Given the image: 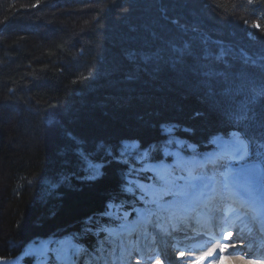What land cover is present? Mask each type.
<instances>
[{
    "label": "trees",
    "instance_id": "obj_1",
    "mask_svg": "<svg viewBox=\"0 0 264 264\" xmlns=\"http://www.w3.org/2000/svg\"><path fill=\"white\" fill-rule=\"evenodd\" d=\"M164 125L201 152L238 131L264 169V2L0 0V259L118 226L108 203L140 202L109 153L135 140L161 159ZM84 156L102 160L97 179Z\"/></svg>",
    "mask_w": 264,
    "mask_h": 264
},
{
    "label": "rangeland",
    "instance_id": "obj_2",
    "mask_svg": "<svg viewBox=\"0 0 264 264\" xmlns=\"http://www.w3.org/2000/svg\"><path fill=\"white\" fill-rule=\"evenodd\" d=\"M163 131L166 138L160 153L162 156L161 160L157 159L153 154V147L143 149L141 148L139 142L135 140L123 141L117 155L109 153V156L113 158L112 160H116L117 162L129 168L128 185L126 190L133 194H139L135 190L138 188L142 192L140 196L138 195L141 205L131 214L123 211L121 206L115 201H110L108 203L106 215L108 217H114L115 219L120 220V225L118 228L105 230L104 228L96 227V225H94L93 227L84 226L76 233L72 231H59L48 238L37 239L30 242L26 245L23 252L18 256L1 258L0 264H82L84 261L83 259H86L85 261L88 262L92 259L91 255L97 253H106V251L109 253L108 258L110 259L109 262L107 259L105 260L104 263L107 264H114L112 262H115V264H171L175 256V254H172L173 249H175L176 246L187 243L193 238L190 239V237H187V234L184 232V228H182L184 230H180L178 229L179 227L175 226L177 229H173L172 221L169 220L170 223L167 222V218L163 213V210L165 207L167 208V206L159 204L157 202L158 199L152 198L142 191L138 184L140 181L139 179L147 176H150L151 179L153 176H156V180L166 186L167 197L170 194V199L176 200L184 199L186 194L189 192L191 193L190 196H192V193L197 191V188L206 192L205 190L209 186V182L206 180H208L207 178L211 177V175L214 173L212 171L215 170L220 174L219 180H224V182H220L221 189L233 190L239 193V195L241 194L247 196V198L250 199L253 208L257 209L258 207L264 211V171L261 166L254 163L242 164L241 161H243L244 157L237 158V161H232L234 159L229 158L233 156L223 155L219 157L218 161L216 160L213 162V159L208 156L209 153H211L210 151L207 153L200 152L194 145L187 142L186 140H183L182 138H179L176 135L175 127L165 126L163 127ZM241 139L242 138L237 133H233L229 137H217L212 140L214 143L212 152H219L218 148L224 146H227L228 148L231 143H236ZM238 145L240 144L238 143ZM233 151L234 154L241 153V150L237 151V148H235ZM203 158L205 159V162ZM224 158L229 160L226 162L219 161L223 160ZM208 160L211 162L208 163ZM189 161L193 163H190ZM206 161L208 164H206ZM236 163L238 164L236 165ZM163 165H168L171 167V173L169 172V175H166L167 177L160 173V167ZM172 165H174V167ZM103 166L104 164L102 160H95L93 158L84 156L82 177L86 180L97 179L103 172ZM181 168L186 170L187 174L182 173ZM222 169L224 170V174L221 172ZM172 173L174 174L173 176H171ZM226 177H228V179H226ZM194 182L195 184L192 185ZM217 184L219 185V183ZM210 193H212V191ZM199 194L201 193L199 192ZM193 195L197 196L196 193ZM183 196L184 198H180ZM195 200L196 199L184 200V202L188 201L190 203L188 205V209L198 205L199 200ZM158 201H160V199ZM170 201L166 204L171 203ZM169 210L170 212L176 211L179 213H184L185 216H188L187 208L183 210L178 208H174L172 211L171 209ZM208 214L211 215V213ZM134 216H143L135 224L138 225L140 222L145 224V232H143L142 228L141 231L143 233L141 234L146 233L145 236L147 238L148 244H146V240L145 242H142L143 238L140 237L141 234H138L135 243H132V239L128 242L125 240V242H127V246L129 247L128 249H130V246H133V248L132 252L130 251V257L126 258V260H121V254L118 252L116 237L119 236V234L123 231L127 230V227L134 224L131 223ZM161 216L164 217L163 220ZM157 220H160V225H156ZM146 221H149L150 226L148 223L146 224ZM225 222H227V220ZM228 228L229 229H227L226 232L234 233V236L231 239L232 245L241 249L239 252L243 255L245 260L264 262V259L262 261L254 257V254L260 250H256V240L250 238L251 236H249V234H251L253 231L249 228L248 223L243 225L233 224ZM244 228L245 232L239 234V232L243 231ZM191 230L195 231V228H191ZM253 230L256 232L254 227ZM87 233H95L98 237H100V240L96 246L97 249L93 251V253L89 252L88 250L86 251L84 246L80 245L78 241L85 236L84 234ZM177 235H181L180 238L176 237ZM148 236H150V240L148 239ZM159 238H161V240L164 242L162 249L157 247V243L160 240ZM150 241L151 245H149ZM128 243H130V245H128ZM111 244H113V246L110 247L109 245ZM145 245H148L146 251L149 255L146 253L144 254ZM86 252H88L89 255L85 257ZM223 256L224 255H220V258ZM206 258H208L209 261L211 259H215L214 257L205 253L198 255V257L193 261V264H198L200 261ZM99 259L103 260L102 257H99L95 262L90 264H104L101 260L99 262Z\"/></svg>",
    "mask_w": 264,
    "mask_h": 264
},
{
    "label": "bare ground",
    "instance_id": "obj_3",
    "mask_svg": "<svg viewBox=\"0 0 264 264\" xmlns=\"http://www.w3.org/2000/svg\"><path fill=\"white\" fill-rule=\"evenodd\" d=\"M239 144L240 145L243 144L247 148L246 142L243 141V143H239ZM240 145H238V142H236V144H235V142H233V144L231 143L230 146H228V148H227V146L221 147L219 152H214L213 151L208 156L213 159V162L216 161V160L218 161L219 157L222 156V155L223 156H233L234 157V156H236V154H234L233 150L235 148H239ZM243 155H244V150L241 149V153L239 154V156L237 155L236 157H242ZM223 160H226V159L224 158ZM190 163H193V162H190ZM170 168L171 167L168 166V165L167 166L163 165L162 167H160V173H162V175H164V176H166V175L168 176L169 172H170ZM212 172H214V173L212 174V178L209 180V184H211V185L208 186V188H207L208 190L207 189L205 190L206 193H210L211 191L212 192H216L215 188H217V185H218L217 183H219L220 174L217 171H215V170L212 171ZM226 179H228V177H226ZM138 184L141 187L142 191L146 195H148V196H150L152 198H156L158 200L159 199L160 200L167 199L166 187L165 186H156L155 184L149 183V182L144 181L142 179H140ZM193 191H194V189H193ZM199 192L201 194H199ZM195 193L197 194V196L193 195ZM203 193H205V192L201 191V189L197 188V191L192 193V196H190L191 193L189 192L188 194H186L184 199H176V200L173 199V200L170 201L171 203L167 204L166 206H167V208L171 209V211L174 208H178V209H181V210L186 209L188 207H186L184 205V203H185L184 200L196 199L195 201H197L200 198H203V197L206 198V194H203ZM130 194L135 195L137 199H138V195L140 196V194H133V193H130ZM209 202H210V200H209ZM125 212L130 213V214L133 213V211H131V212L125 211ZM178 213L179 212H177V214ZM179 214L183 215L184 213H179ZM188 215H190L189 212H188ZM110 218H114V217H110ZM188 219H189V216H187L186 221H184L182 219H178V224L176 225V227L180 226V228H184L183 227V223L188 222L189 221ZM116 220H118V219H116ZM118 221H119L118 226L111 227V228H118L119 225H120V220H118ZM140 223H142V222H140ZM111 228H104V229L108 230V229H111ZM191 235H195V234L191 233ZM180 236L181 235H177L176 237L180 238ZM182 236H186V235H182ZM189 236H190V234H189ZM148 239L149 240L151 239L150 236H148ZM223 244H231L232 245L231 240H225L224 238L223 239L220 238V239H217V240H215V241L210 243V239L208 237H205L204 235H197L195 239H192V240L188 241L185 244H181L179 246H176L175 249H173L172 254L173 255L175 254V256H174V259L172 260L171 264H193V261L198 257V255H202V254H205V253H207V255H209V252L210 253L214 252V253H211V255H209V256H212L215 259H211L209 261L208 258H206V259H203L202 261H200L198 264H213V261H216L217 264H264V262H260V261H248V260H245L243 258V255L239 251H233L231 248L228 251H226V252H221L220 251V245H223ZM80 245H82V244H80ZM82 246H84V245H82ZM96 246L97 245H95L93 247V251H95ZM200 246L203 247L202 251L198 250V247H200ZM84 249L86 250L85 246H84ZM181 253H183V255H181ZM88 255L89 254L86 252L85 257L88 256ZM220 255H224V257H226L227 259H223V261H222V259L220 258ZM83 260L85 261L86 259H83Z\"/></svg>",
    "mask_w": 264,
    "mask_h": 264
},
{
    "label": "snow or ice",
    "instance_id": "obj_4",
    "mask_svg": "<svg viewBox=\"0 0 264 264\" xmlns=\"http://www.w3.org/2000/svg\"><path fill=\"white\" fill-rule=\"evenodd\" d=\"M248 2L251 4V3H255V2H258V0H248ZM259 2H264V0H259ZM257 27H259V25H257ZM204 76H205V80L202 82V86H206L208 88H212L213 87V84H214V81L211 80V76L212 74L208 71H205L204 72ZM241 149L244 150V154H247V149L246 147L241 144L239 148H237V151H240ZM234 236V233L232 232H227L224 234V239L225 240H231ZM232 249L233 251H240L241 249L234 246V245H231V244H223V245H220V251L221 252H226L228 251L229 249ZM181 255H183V253H181ZM209 255H211V253H209ZM221 259H227L226 257H221ZM213 264H217L216 261H213Z\"/></svg>",
    "mask_w": 264,
    "mask_h": 264
},
{
    "label": "water",
    "instance_id": "obj_5",
    "mask_svg": "<svg viewBox=\"0 0 264 264\" xmlns=\"http://www.w3.org/2000/svg\"><path fill=\"white\" fill-rule=\"evenodd\" d=\"M64 231V230H63Z\"/></svg>",
    "mask_w": 264,
    "mask_h": 264
}]
</instances>
